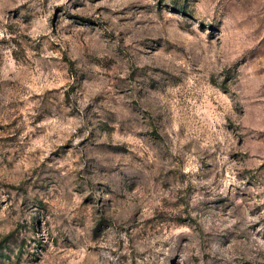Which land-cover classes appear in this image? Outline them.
<instances>
[{
	"label": "rangeland",
	"instance_id": "1",
	"mask_svg": "<svg viewBox=\"0 0 264 264\" xmlns=\"http://www.w3.org/2000/svg\"><path fill=\"white\" fill-rule=\"evenodd\" d=\"M0 264H264V0H0Z\"/></svg>",
	"mask_w": 264,
	"mask_h": 264
}]
</instances>
